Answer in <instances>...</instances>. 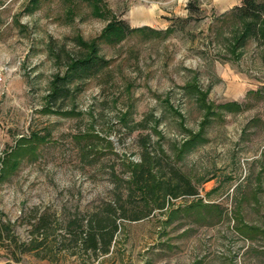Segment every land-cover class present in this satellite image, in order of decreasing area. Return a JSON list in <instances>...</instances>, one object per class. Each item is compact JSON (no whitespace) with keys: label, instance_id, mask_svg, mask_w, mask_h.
<instances>
[{"label":"rangeland","instance_id":"1","mask_svg":"<svg viewBox=\"0 0 264 264\" xmlns=\"http://www.w3.org/2000/svg\"><path fill=\"white\" fill-rule=\"evenodd\" d=\"M102 1L104 16L87 0H0V264H264V39L230 48L242 0ZM111 15L164 33L101 43L108 66L48 110L52 79L83 53L78 39L97 37ZM231 101L241 108L220 106ZM145 134L196 195L168 194L156 208L128 194L125 162L140 161ZM120 197L141 218L117 220L108 253L81 249L68 222L104 215Z\"/></svg>","mask_w":264,"mask_h":264},{"label":"trees","instance_id":"2","mask_svg":"<svg viewBox=\"0 0 264 264\" xmlns=\"http://www.w3.org/2000/svg\"><path fill=\"white\" fill-rule=\"evenodd\" d=\"M37 1L38 0H31V3L36 4ZM87 1L90 5H92V11L96 16H104L108 13V10L104 7L102 0ZM188 6L191 11L192 8H197L192 5V2H189ZM231 14L236 16L242 22L241 30H235L234 32L231 42L232 45L230 46L232 50L244 46L249 38L257 37L259 39L261 37L264 39V0H242V4L234 7ZM169 30L171 29L167 28L165 32H169ZM136 32H144V34L148 33L153 36H159L164 33L147 26L135 28L130 27L123 20L111 15L110 20L97 37L92 39L90 42H81V40L78 39L79 43H81L84 48L83 53L80 56L68 57L65 73L62 76L57 74L52 79L51 89L47 95L48 110L50 109V105L52 106L53 101L69 95L70 83L79 78L97 75L102 69L108 66L109 61L104 59V57L99 54V47L101 43L116 45L129 34ZM203 97L204 94H200L202 101H204ZM209 106H206V116L211 114ZM220 106L233 111L241 108V104L235 101L227 102ZM220 106L218 105V107ZM60 112L64 115L72 114L71 110ZM129 113V111H126L120 115V121L125 126H127L129 122ZM134 126H142L141 121L135 123ZM149 137L150 136L148 134L140 135L139 137L142 149L140 161L125 162V167L129 173L128 181H125L128 194L132 195L137 191L141 192L144 196L147 195L149 198L154 200L156 208H163L165 198L168 194L172 197L184 194L196 195L198 192L191 184L190 180L184 174L179 172V170L171 162H163L162 158H158L153 153L151 154V152L148 151V143L150 141ZM38 138L39 136L37 135L36 140L33 141H37ZM40 138L44 139L43 137ZM77 138L84 137H82V135L80 137L79 135ZM24 139L27 142L30 140V138ZM198 141L200 142L198 136H193L191 141L187 143L190 146H194L198 143ZM27 144V147L26 145L24 146L26 147V150L29 149L30 151H34L32 149L33 147L29 145L30 143ZM189 145L184 146V148H188ZM80 153L83 157L88 156V150L85 145L81 146ZM17 158L18 157L7 159V166L4 174H8L16 168L18 162ZM164 166H166V170H168V178H164L163 175H161L162 169H165ZM120 199H122V197L119 198V201L117 200L116 206L114 208L110 207L107 209L104 212V215L101 214V216L99 215V217H95L94 219H88L85 223H82L83 220H81V223L77 224L75 223V220L68 222L65 230L70 236L73 231L77 232L78 235L74 237H77L80 240L81 244L79 246L81 249L92 250L94 253L97 251L104 254L108 253L115 233L118 230L119 225L117 220L120 218H128L129 216L132 220L141 218L138 213L128 215L125 201H120ZM112 214H114V217H112ZM41 224L42 221L38 220L37 224L34 225V228L39 230L42 228ZM245 228V235L247 237H251L253 236L251 233L255 234L257 232L256 227L245 226ZM3 230L7 232L9 230L8 226L4 225ZM3 230L0 228V236ZM38 244L40 243H37L35 247H37Z\"/></svg>","mask_w":264,"mask_h":264},{"label":"built area","instance_id":"3","mask_svg":"<svg viewBox=\"0 0 264 264\" xmlns=\"http://www.w3.org/2000/svg\"><path fill=\"white\" fill-rule=\"evenodd\" d=\"M3 67L0 66V81L2 80V74H3Z\"/></svg>","mask_w":264,"mask_h":264}]
</instances>
